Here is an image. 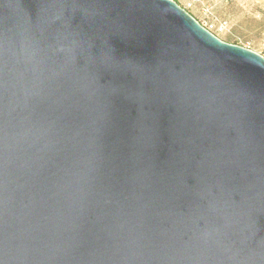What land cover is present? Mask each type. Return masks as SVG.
<instances>
[{
	"label": "water",
	"instance_id": "95a60500",
	"mask_svg": "<svg viewBox=\"0 0 264 264\" xmlns=\"http://www.w3.org/2000/svg\"><path fill=\"white\" fill-rule=\"evenodd\" d=\"M0 264H264V57L175 0H0Z\"/></svg>",
	"mask_w": 264,
	"mask_h": 264
},
{
	"label": "rangeland",
	"instance_id": "374dc122",
	"mask_svg": "<svg viewBox=\"0 0 264 264\" xmlns=\"http://www.w3.org/2000/svg\"><path fill=\"white\" fill-rule=\"evenodd\" d=\"M202 26L226 21L221 40L264 53V0H175Z\"/></svg>",
	"mask_w": 264,
	"mask_h": 264
},
{
	"label": "built area",
	"instance_id": "2783aa9c",
	"mask_svg": "<svg viewBox=\"0 0 264 264\" xmlns=\"http://www.w3.org/2000/svg\"><path fill=\"white\" fill-rule=\"evenodd\" d=\"M206 29H208L213 34H218L226 31L227 29V23L226 21H218L215 24H208L205 26ZM262 47L264 48V40L262 41ZM264 57V53L261 54Z\"/></svg>",
	"mask_w": 264,
	"mask_h": 264
}]
</instances>
